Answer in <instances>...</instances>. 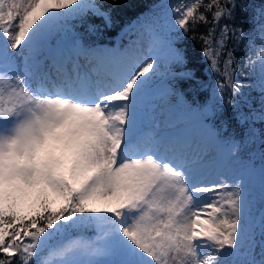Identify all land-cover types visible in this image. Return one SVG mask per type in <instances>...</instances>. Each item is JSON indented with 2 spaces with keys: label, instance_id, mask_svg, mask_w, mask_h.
<instances>
[{
  "label": "snow or ice",
  "instance_id": "obj_1",
  "mask_svg": "<svg viewBox=\"0 0 264 264\" xmlns=\"http://www.w3.org/2000/svg\"><path fill=\"white\" fill-rule=\"evenodd\" d=\"M165 7L167 30L145 27L151 42L144 59L75 40L70 56L47 64L41 50L69 21L91 13L111 26V15L95 0H0V264H264V253L231 259L244 255L257 224L264 248V168L256 216L242 140L225 143L204 129L238 165L208 183L198 178L214 154L194 153L196 141L181 134L147 142L139 130L162 64L186 63L169 33L179 39L201 24L209 25L202 55L217 74V101L228 90L232 106L243 86L234 82L228 43L245 33L229 22L246 4L179 0ZM260 32L248 64L259 63L264 95V24ZM214 116L215 108L201 127ZM242 118L251 119L254 138L264 101ZM260 139L264 144V133ZM87 227L96 229L94 239L79 232Z\"/></svg>",
  "mask_w": 264,
  "mask_h": 264
},
{
  "label": "trees",
  "instance_id": "obj_2",
  "mask_svg": "<svg viewBox=\"0 0 264 264\" xmlns=\"http://www.w3.org/2000/svg\"><path fill=\"white\" fill-rule=\"evenodd\" d=\"M169 1L95 0L97 3H102L103 11L111 15V26H106L102 18L88 13L83 18L69 21L67 28L51 41L64 47L68 46V42L78 39L87 47L103 44L113 47L117 43L124 47L140 35L147 19L154 15L162 16L165 5ZM243 3L246 7L237 8L235 20L229 22L232 26L242 28L245 33L243 41L230 40L228 43V49L234 53L236 62L234 66L237 68L233 77L234 82L243 86L239 95H231L232 106L226 103L230 97L228 90L225 91L223 100L217 101L215 92L217 74L210 70L208 61L202 55L204 45L201 36L207 32L209 25L201 24L187 35H181L179 39H176V33L173 32L174 44L183 52L186 63L184 65L165 64L161 70L166 69L168 73H173L167 79L170 89L174 91L173 99L182 95L191 107L198 110H202L206 105H210L212 109L215 108V116L208 119L210 126L220 133L225 143L229 140H242L241 159L245 165L252 164L253 168L261 172L264 168V159H262L264 144L261 143L260 137L261 133H264V123L257 120L253 125L256 133L253 138L249 135L251 119L248 123H244L242 117L245 114L258 112L264 101L260 87L259 63L255 66L248 64L249 56L256 59L254 53L260 47L262 37L260 26L264 24V0H243ZM60 36H65L66 39L62 40ZM224 59L226 56L221 57V70H223ZM188 70L194 73L193 79L184 78ZM261 183V180H257L258 185Z\"/></svg>",
  "mask_w": 264,
  "mask_h": 264
},
{
  "label": "rangeland",
  "instance_id": "obj_3",
  "mask_svg": "<svg viewBox=\"0 0 264 264\" xmlns=\"http://www.w3.org/2000/svg\"><path fill=\"white\" fill-rule=\"evenodd\" d=\"M177 2H179V0H170L166 5L175 4ZM166 13L167 8L165 7L162 16L154 15L152 18L147 19L145 27L151 25L157 32L164 33L167 30L166 21L170 19V15H166ZM145 27L140 35L132 39L131 42L127 43L124 47H107L105 45H98L93 48H104L117 53H123L144 59L150 54L148 49L151 42V37L149 33L145 31ZM58 34L50 37L47 46L41 50V59L47 64H51L52 62L50 57L60 58L62 55H71V49L75 40L68 42V46L64 47L55 41H51ZM169 36L172 38V33H169ZM60 38L62 40L66 39L65 36H60ZM81 62L86 63L87 61H84L83 58H81ZM17 64L22 67V61L20 58H17ZM165 64L167 65L168 63L162 64L161 68L164 67L163 65ZM172 74L173 73H168L166 69L161 70V74L155 82L156 84L153 86L150 94L145 98L139 122L140 133L147 142H151L155 137L159 136L175 137L181 134L190 137L192 140L196 141L193 145L194 153L196 150H200L214 154V158L209 160L208 163L203 166L198 178L200 182H214L221 172L228 173L234 171L238 165H236L234 161L229 160L226 154V149L222 144L217 142L214 138L208 137L204 134V129H213L210 126L209 121L203 125V128L201 127L205 117L210 110H212L211 106L206 105L202 110H198L191 107L182 95L173 99L174 91L170 89V85L167 81ZM246 165L248 168L247 184L245 185L246 195L251 202L253 214L258 216L261 207V184L258 185L257 180H261L262 182V179H260L262 176L261 172L252 167V164ZM79 232L91 239H94L97 234L94 227L83 228L79 230ZM76 234V232L73 233V235ZM252 235L253 240L250 244L246 245L244 255L239 258L233 257L231 259L244 260L255 258L256 260H259L261 258L262 253H264V248L261 247L262 237L260 236L258 224L254 227Z\"/></svg>",
  "mask_w": 264,
  "mask_h": 264
}]
</instances>
